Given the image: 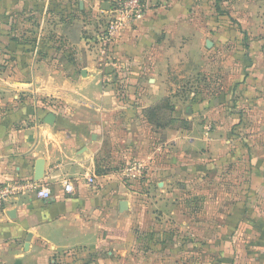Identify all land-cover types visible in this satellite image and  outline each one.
Wrapping results in <instances>:
<instances>
[{
    "label": "crops",
    "instance_id": "obj_1",
    "mask_svg": "<svg viewBox=\"0 0 264 264\" xmlns=\"http://www.w3.org/2000/svg\"><path fill=\"white\" fill-rule=\"evenodd\" d=\"M179 1L183 6L181 17L187 13L188 1ZM28 4L29 0H0V16L18 9L23 11ZM223 4L230 18L238 20L241 26L245 24L243 20L256 21L253 30L243 26L248 33L264 35V24L259 26L264 20V0H223ZM37 10L32 6L26 14L36 15ZM175 21L171 14L147 11L110 49L113 63H105L103 67L111 66L114 68L109 70L117 71L105 74L103 69H94L92 73L86 67V78L80 76L77 82L87 91L79 93V97L70 92L64 94L61 106L46 102L56 99L55 70L48 69L46 74L39 75L38 68L46 65L49 68L48 59H22L25 74L19 73V60L16 75L0 79L1 104L10 101L3 93L9 90L6 86L16 87L18 93L12 98L16 100L13 107H0V186L25 180L50 191L48 199L25 193L10 198L0 207V264H140L142 259H169V256L178 259L176 254L187 255L180 245L178 249L174 239L173 245L167 243L168 234L164 238L159 235L158 241L152 233L137 235L150 225L142 217L155 206L152 185L161 178L157 183L164 188L183 172L178 164L186 156L185 149L207 147L209 167L220 168L234 158L229 153L230 144L243 146L239 153L245 154L250 166L258 169L249 172L252 182L258 184L256 192L262 197L259 218L245 246L233 233L246 226L248 219L237 218L233 223L223 218L219 224L212 223L214 230L203 235L205 240H213L211 251L210 244L204 242L211 259L197 264H264V143H257L264 140V68H259L261 74L257 73L258 68L249 73L243 64L237 78L228 75L229 80L224 78L223 82L224 98L230 99V106L243 102L242 107L247 106L244 125L236 128L242 133L249 131V139L229 141L232 131L229 118L236 116L239 123L241 114L226 112L223 122L219 115L213 119L212 131L204 135L206 140L195 137V127L188 132L194 136L188 143L181 131L166 128L165 140L153 147L147 133L153 126L145 120L144 111L168 97L161 93L157 70L163 64L173 65L172 60L177 58L175 50L160 40L159 33L162 28H173ZM263 45H259V50ZM197 53L195 63L203 57L198 48ZM68 80L72 81V77ZM126 84L131 87L124 91ZM237 92L243 98L236 103ZM50 115L53 119H48ZM227 130L229 134L222 137L221 133ZM155 154L160 155L161 172L152 167L155 163L150 159ZM188 158L192 165L200 159L192 152ZM38 161L42 176L35 181ZM130 163L146 165L143 179L130 181L122 177V165ZM88 179L93 183L89 184ZM63 180L73 183L74 193L63 192ZM157 193H165V188ZM216 225L222 231H216Z\"/></svg>",
    "mask_w": 264,
    "mask_h": 264
},
{
    "label": "rangeland",
    "instance_id": "obj_2",
    "mask_svg": "<svg viewBox=\"0 0 264 264\" xmlns=\"http://www.w3.org/2000/svg\"><path fill=\"white\" fill-rule=\"evenodd\" d=\"M113 1L55 0L53 3L40 0L38 3L37 1L32 3L29 0L23 11L18 9L0 16V79L15 76L19 60V73L25 74L22 59H48L49 68L46 65L38 70L40 76L46 74L48 69L55 70L56 99H49L46 102L49 104L56 102V106H61L59 102H64V94L70 92L79 97V93L87 91L85 88L81 89V84L77 82L80 76L86 78L80 70L85 71V68L89 67L92 73L94 69H103L105 74L115 73L117 69L109 70L114 67L103 66L105 63H113L109 51L118 38L104 54L100 53L96 42V35L104 29L108 21L107 11L101 6L103 3L110 5ZM187 1L185 5L187 13L179 17L183 15L181 13L183 6H180L179 0L169 3L170 5L167 0H148L147 11L159 10L163 14L175 17V26L168 30L162 28L159 37L165 46L175 50L177 58L172 60L173 65L163 64L157 70L161 93L167 94L168 97L162 102L164 111L160 130L153 127L147 132L150 144L153 147L161 144L166 138L164 133L166 128L181 131L182 137H185V142L188 143L190 138L194 139L188 132L195 127L197 130L195 137L206 140L207 137L204 135L212 131L213 119L219 115L220 121L223 122L226 112L241 114L239 123L238 117L229 118L232 121L229 141L234 143L237 138L249 139V131L242 133L236 128L239 124L244 125L246 120L244 111L247 106L242 107L244 102L230 106V99L228 101L224 98L226 91L223 89V82L224 78L229 80L228 75L237 78V75L242 73L243 64H246L249 73L258 68L257 73L261 74L259 68H264V45L260 50L259 45L264 43V35L248 33L243 29L244 26L253 30L257 24L255 20H243L245 24L241 26L238 20L231 19L223 0ZM32 6L38 9L33 16L29 15L30 13L26 14L32 10ZM260 24H264V20L259 22V26ZM197 48L203 57L200 62L195 63L193 58L199 54ZM225 63L229 64V68L224 67ZM70 77L72 81L68 80ZM6 87L9 90L3 93L10 101L0 103V107H13L16 100L12 101V98L18 95L14 90L16 87ZM130 87L128 84L123 85V90L126 91ZM240 98L243 97L237 92L236 103ZM249 120L250 118L246 122ZM227 131L221 133L222 137L226 133L229 134ZM257 143L258 145L264 143V140H258ZM241 148L243 149V146L236 147L235 144H230L229 153L233 154L234 158L216 170L209 167L207 147L192 151L185 149L183 152L186 156L178 164V169H183L182 175L178 173V176L165 184L167 187V189L164 187L165 193H157V190L164 189L162 184L157 183L162 179L154 181L152 187L155 192L151 198L155 206L142 217L150 225L145 232L138 231L137 235L152 233L157 236L158 241L159 235H163L164 238V235L168 234L167 243L174 239V243L175 241L178 243V249L180 245V249L187 255L176 254L178 259L171 256L169 259L141 258L140 264L206 263L211 259V255L206 251L204 242L210 244L211 251L213 240L210 238L211 240L207 241L203 235L214 230L215 225L212 223L219 224L223 218L232 220L233 223L237 218L248 219L249 223L244 224L246 226L233 233L245 246L252 236L249 232L255 231L262 197L256 192L258 184H254L250 179L249 170L258 169L250 166V161L244 159L245 154L239 153ZM191 152L200 157L193 165L188 158ZM163 159L162 162L166 160ZM150 160L155 163L152 167L161 172L160 155L155 154ZM127 165H122V169ZM144 166L146 170V165ZM144 176L145 174L137 181ZM217 230L219 232L221 230L218 225ZM89 261L87 259V262Z\"/></svg>",
    "mask_w": 264,
    "mask_h": 264
},
{
    "label": "built area",
    "instance_id": "obj_3",
    "mask_svg": "<svg viewBox=\"0 0 264 264\" xmlns=\"http://www.w3.org/2000/svg\"><path fill=\"white\" fill-rule=\"evenodd\" d=\"M148 9V0H114L107 11L108 21L104 29L96 35V42L100 53L104 54L112 46L122 33L140 20ZM145 174V166L142 163H130L122 170V177L126 180H135ZM88 183H93L88 179ZM63 192L72 194L75 188L72 182H61ZM35 193L40 199H48L50 191L40 187L34 181L16 180L0 186V207L7 201L22 194Z\"/></svg>",
    "mask_w": 264,
    "mask_h": 264
},
{
    "label": "trees",
    "instance_id": "obj_4",
    "mask_svg": "<svg viewBox=\"0 0 264 264\" xmlns=\"http://www.w3.org/2000/svg\"><path fill=\"white\" fill-rule=\"evenodd\" d=\"M164 99L158 101L157 103H155L154 105H152L151 107H149L144 111L145 120L155 129H159L161 126L160 121L162 119L163 111H164L162 102ZM97 173L100 174L99 172Z\"/></svg>",
    "mask_w": 264,
    "mask_h": 264
},
{
    "label": "water",
    "instance_id": "obj_5",
    "mask_svg": "<svg viewBox=\"0 0 264 264\" xmlns=\"http://www.w3.org/2000/svg\"><path fill=\"white\" fill-rule=\"evenodd\" d=\"M102 9L105 11L109 10V4L108 3H103L101 6ZM82 75H85V71H82ZM48 119H53L52 115L48 116ZM49 122V120H47ZM42 176V168H41V161H38L35 167V181H39Z\"/></svg>",
    "mask_w": 264,
    "mask_h": 264
}]
</instances>
